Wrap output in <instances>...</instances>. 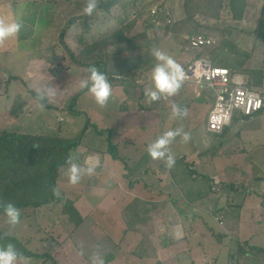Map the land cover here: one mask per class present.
Segmentation results:
<instances>
[{
    "label": "crops",
    "instance_id": "obj_1",
    "mask_svg": "<svg viewBox=\"0 0 264 264\" xmlns=\"http://www.w3.org/2000/svg\"><path fill=\"white\" fill-rule=\"evenodd\" d=\"M159 1L145 6L133 3L135 15L130 21L137 17L140 20L139 10L144 8L149 18L146 32H153L156 45L167 37L177 43L188 40L191 35L177 29L184 17H189L184 12V2L169 0L173 25L163 33L165 16L156 19L151 15ZM118 5L106 14L112 23ZM148 44V49L140 50L142 55L156 46L149 39ZM187 48H179L176 61L184 71L194 60ZM147 82L145 78L128 85L112 82L113 94L107 106L101 108L95 103L100 110L95 105L88 108L86 102L95 101L87 92L78 98V111L90 115L91 127L71 155L81 166L88 156L98 155L100 167L78 184L58 181L57 189L74 202L84 222L79 227L73 225L71 237L66 235L62 240L50 235L51 239H40L48 250L39 254L30 249L43 257H32L31 264H90L96 246L105 264H216L220 247L226 250V264H236L229 257L237 246L264 251V113L233 123L225 130L226 136L238 137V143L204 129L197 133L192 123L201 110L198 108L204 105L208 115L213 98H207L206 104H197L199 99H191L181 87L175 96L149 102L140 89ZM173 103L187 110L181 118L188 120L190 140L194 144L195 139L198 146L192 150L175 147L176 162L169 169L163 161L150 158L147 146L164 132L165 112L172 109ZM215 139H220L221 148L212 157L210 144ZM86 140L91 146L85 144ZM108 142L117 147V159L108 152ZM57 209L62 213L55 204L34 209L26 219L37 218L36 212L42 211L55 225L61 214ZM217 215L222 216L223 225L216 222ZM88 220L91 225H87ZM24 240L20 241L26 243Z\"/></svg>",
    "mask_w": 264,
    "mask_h": 264
},
{
    "label": "rangeland",
    "instance_id": "obj_2",
    "mask_svg": "<svg viewBox=\"0 0 264 264\" xmlns=\"http://www.w3.org/2000/svg\"><path fill=\"white\" fill-rule=\"evenodd\" d=\"M82 1L84 0H0V19L5 20V22L19 20L23 25L17 38L9 39L0 45V131L51 138H76L84 130L88 120H90V115L75 116L69 112V108L76 95L80 93V82L86 78L87 73L85 70L73 66L70 60L71 55L62 43L64 32L68 31L65 38L67 46L71 50H77V40L82 35L89 43H92L95 39L128 24L135 15L132 8L133 3L145 6L155 2V0H117L114 5L119 4V8L114 11L115 23H112L110 16L105 18L113 7L109 4L102 7L104 11L98 12L96 20L89 26L86 33H83L81 27H71V24L69 25L71 29H65L73 14L69 10L70 4ZM182 2L185 4L184 12L189 16H187L189 20L186 21L185 19L188 18L185 16L184 22L178 24L177 29L181 34L186 35H192L197 30V34L210 37L214 42L213 46L202 51L193 50L189 46V39L193 36H190L188 40H182L180 43H177L172 37H167L156 45L158 40L153 37V32H146L149 18H147L148 12L146 14L144 8L139 10L140 14L138 15L141 17L139 20L141 23H137L136 33H147L151 45H156L154 48L158 47L176 61L178 60L179 48L182 47L185 51V47L188 46V54L194 59L190 65L195 61L207 60L212 66L231 68L234 72L260 70L263 72L261 89L264 90V42L259 40L256 35L264 0H247L246 13L239 22L233 19L228 0H182ZM168 30L163 27L162 31L164 33ZM153 49L148 52L150 55H152ZM108 52L110 54L118 53L114 55L116 57L110 56L109 58H107L106 53L98 54L90 59V63L105 64L106 68L101 67V70L106 71L111 83L121 81L128 85L129 82L134 81L135 74L133 75L132 69L139 64L143 57H139V55L143 53L140 51L129 54L130 51L126 45L111 48ZM123 54L125 55L123 56ZM113 73L120 75V79H113ZM245 76L249 80L248 76ZM46 84L56 85L58 88V95L50 102L58 108L57 111L38 108L37 101L31 94V91H35ZM152 87L153 84L150 81L144 84L140 88L143 96L144 90ZM181 87L191 99L195 97L196 90L202 92L203 97L196 101L197 104H206L207 98H213V92L202 89L196 84L185 83ZM22 102L24 103L23 112L19 116H14L12 109L15 107L17 109V106ZM86 105L88 108L95 105V108L100 110L95 102L90 104L87 101ZM88 108L86 107L87 110H89ZM198 109L201 110L198 111L192 124L195 132L201 133L203 129L205 130L207 112L204 105ZM76 110L78 111L77 103ZM165 113L164 131L179 128L190 133L188 129L190 124L187 119L173 117L172 109H168ZM263 113L264 110L258 115ZM250 119L236 116L233 123ZM231 136H226L224 139L228 138L238 143L237 139L239 138ZM211 141V156L213 157V154L217 155L218 149L221 148L219 147L220 139ZM85 144L91 146L90 140H86ZM195 145L198 146L195 139L194 144L191 140L184 143L181 136H177L170 148L173 153L175 147L180 150H192ZM225 146L226 144L222 146V149ZM67 166L60 169L58 181L68 180ZM85 178L87 176L84 175L81 180ZM31 209L20 210V223L14 227L6 222V217L0 212V232L17 236L19 240L24 238L26 242L24 245L39 254L48 250V245L43 244V240L40 239L44 237L51 239L50 235H54L63 240L66 235L72 236L73 224L62 215L60 209L56 210L57 213H61L58 217L60 219L57 223L58 226L49 220L48 213L42 211L36 212L37 218L26 219L27 215L34 211L33 208ZM87 222V225L92 223L90 220ZM211 224L215 230L219 229L217 224L212 221ZM61 233L62 235H60ZM248 248L249 251L241 259V264H264V251L258 254V251H253L250 246ZM225 251L224 247L218 249L215 255L216 264H226Z\"/></svg>",
    "mask_w": 264,
    "mask_h": 264
},
{
    "label": "trees",
    "instance_id": "obj_3",
    "mask_svg": "<svg viewBox=\"0 0 264 264\" xmlns=\"http://www.w3.org/2000/svg\"><path fill=\"white\" fill-rule=\"evenodd\" d=\"M85 1L86 0L70 4L69 10L73 14L65 29L70 28L69 25L71 24V27H81L83 33H86L89 26L96 20L98 12L104 11L102 7L109 4L114 5L117 0H102L100 10L90 17L84 15L82 11L86 3ZM228 1L233 19L237 22L241 21L246 13L247 0ZM138 21V17L134 18L128 24L101 36L99 39H95L92 43H89L82 35L81 38L77 40V50H71L66 44L65 38L68 31L64 32L62 43L67 52L71 55L70 60L73 66L85 70L88 66L95 65L101 70V67L106 68V65L91 64L90 59L102 53H106L107 58H109L112 56V54L108 52L111 48L126 45L130 52L142 51L149 48L146 33H136L135 31ZM163 27L170 29L168 25H163ZM159 29H161V27H159ZM197 35L199 34H197L196 30L191 36ZM256 35L259 40L264 42V2L260 11ZM142 56L139 64L132 69L133 75L135 74L133 77L134 81H139L140 78H145L147 81L151 80V70L156 61L149 53ZM104 73L106 74V71ZM236 73L244 76L247 75L250 84L254 87L261 88L263 85V72L260 70L241 71ZM86 92V90H81L80 93L76 95L75 99L70 104L71 107L69 108V112L71 114L75 116H87L85 113L76 110L78 98ZM31 94L33 98H35V91H31ZM23 104L22 102L17 106V109L16 107L12 109V114L14 116H19L23 112ZM45 108L51 111L58 110V108L51 103H47ZM90 127L91 123L88 120L84 130L74 139L63 137L51 138L47 136L0 131V200L10 201L20 210L29 207L40 209L44 206L55 204L62 208V215L66 216L71 224L75 227L81 226L84 219L75 208L74 202L67 199L62 193H60L59 197L54 196L52 189L57 188L59 171L62 167L67 166V157L71 152L76 151L80 147ZM225 130L220 135H213L222 136V138H224L227 135ZM107 147L108 152L117 159V147L109 142ZM0 212L3 213V210L0 209ZM9 242L13 243L17 250L22 252L26 257L43 258L42 255H36L28 249L17 236L0 232V244L6 245ZM247 251H249L247 246H237L235 251H230V261L241 264L240 260L246 256L248 253ZM261 252L262 250L257 253L259 254Z\"/></svg>",
    "mask_w": 264,
    "mask_h": 264
},
{
    "label": "clouds",
    "instance_id": "obj_4",
    "mask_svg": "<svg viewBox=\"0 0 264 264\" xmlns=\"http://www.w3.org/2000/svg\"><path fill=\"white\" fill-rule=\"evenodd\" d=\"M102 0H86L82 9L84 15L92 16L100 10ZM23 25L19 20L5 22L0 19V45H3L9 39L18 37ZM152 56L156 63L151 70V80L153 87L144 90V96L149 102H157L162 99L175 96L182 85L184 79V70L176 60L161 51L158 47L152 50ZM86 78L80 82V89L86 90L95 103L101 108L106 107L112 94V84L107 74L101 71L95 65H90L85 69ZM120 76L113 73V79H119ZM58 95L56 85L46 84L35 90V99L37 107L44 109L47 103H50ZM173 117H182L187 115L186 109H181L175 103L172 104ZM181 136L182 142L187 143L191 136L190 133L184 132L183 129L165 130L153 142L147 146V152L151 159L161 160L165 166L171 169L176 162L175 155L171 152L170 145ZM67 177L70 184L75 185L80 182L84 175H92L100 167V158L98 155H91L85 159L84 166L76 162L71 154L66 159ZM54 196L59 197L60 192L57 188L52 189ZM0 209L6 217V222L14 227L20 223V209L10 201L0 200ZM0 264H31V258L26 257L22 252L17 250L11 242L6 245L0 244ZM90 264H105V259L96 246L90 256Z\"/></svg>",
    "mask_w": 264,
    "mask_h": 264
},
{
    "label": "built area",
    "instance_id": "obj_5",
    "mask_svg": "<svg viewBox=\"0 0 264 264\" xmlns=\"http://www.w3.org/2000/svg\"><path fill=\"white\" fill-rule=\"evenodd\" d=\"M151 15L156 19L165 16V23L173 25L169 0H160ZM211 38L197 35L189 39V46L193 50L202 51L213 46ZM185 83H193L202 89L213 92V105L207 115L205 130L211 134L220 135L230 127L236 116L252 118L264 110V90L250 84L246 76L231 71L225 67H216L207 60L195 61L184 71ZM196 98H202L200 91ZM213 190L217 191L216 188ZM219 225H223L220 215L215 217Z\"/></svg>",
    "mask_w": 264,
    "mask_h": 264
}]
</instances>
